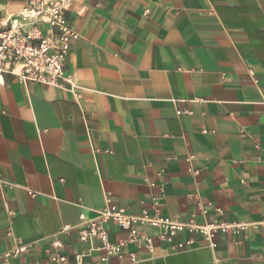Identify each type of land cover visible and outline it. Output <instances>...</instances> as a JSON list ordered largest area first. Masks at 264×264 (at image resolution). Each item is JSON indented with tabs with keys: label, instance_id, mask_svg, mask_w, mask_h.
I'll return each instance as SVG.
<instances>
[{
	"label": "crops",
	"instance_id": "0c3cea01",
	"mask_svg": "<svg viewBox=\"0 0 264 264\" xmlns=\"http://www.w3.org/2000/svg\"><path fill=\"white\" fill-rule=\"evenodd\" d=\"M24 2L0 0V18ZM66 15L71 82L8 72L0 88V252L22 241L21 262L48 264L62 226L110 196L132 214L251 225L175 252L196 234L138 226L155 251L132 242L109 264H264V0H73ZM64 239L78 264L88 244L76 228Z\"/></svg>",
	"mask_w": 264,
	"mask_h": 264
},
{
	"label": "built area",
	"instance_id": "2783aa9c",
	"mask_svg": "<svg viewBox=\"0 0 264 264\" xmlns=\"http://www.w3.org/2000/svg\"><path fill=\"white\" fill-rule=\"evenodd\" d=\"M73 0H25L22 9L0 18V88L5 84V74L14 73L23 83H70L66 75L65 60L74 42L80 37L68 19L66 11ZM179 114L182 111L178 112ZM3 184L0 175V185ZM32 195H35L31 191ZM108 205L96 216L89 217L80 212L82 225L74 227L64 224L50 242L51 252L48 264H67L69 248L65 241L73 229H77L79 239L88 244L87 249L74 255L78 264L84 258L99 251L100 257L94 264H109L114 255H121L124 247L132 242L143 243L150 252L157 248L152 235L141 234L138 226L156 229L157 238L165 241L187 230L190 236L171 245L168 251H182L202 245L218 246V233L245 231L250 223L244 220H212L198 223L195 220L182 221L162 214L158 209L145 208L132 214L116 203L110 196ZM220 211V209H218ZM109 223L128 230V236L113 242L110 240ZM31 250L30 245L18 241L12 248L0 252V264H44L41 261L21 262V258Z\"/></svg>",
	"mask_w": 264,
	"mask_h": 264
}]
</instances>
